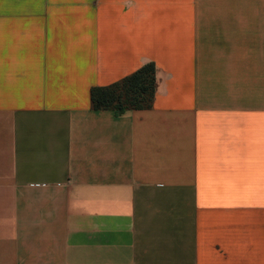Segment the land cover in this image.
Returning <instances> with one entry per match:
<instances>
[{
  "label": "crops",
  "instance_id": "0c3cea01",
  "mask_svg": "<svg viewBox=\"0 0 264 264\" xmlns=\"http://www.w3.org/2000/svg\"><path fill=\"white\" fill-rule=\"evenodd\" d=\"M0 264H264V0H0Z\"/></svg>",
  "mask_w": 264,
  "mask_h": 264
},
{
  "label": "trees",
  "instance_id": "16d2710c",
  "mask_svg": "<svg viewBox=\"0 0 264 264\" xmlns=\"http://www.w3.org/2000/svg\"><path fill=\"white\" fill-rule=\"evenodd\" d=\"M156 87V65L149 63L109 86L92 88L91 107L94 111H112L116 115L149 110L154 104Z\"/></svg>",
  "mask_w": 264,
  "mask_h": 264
}]
</instances>
